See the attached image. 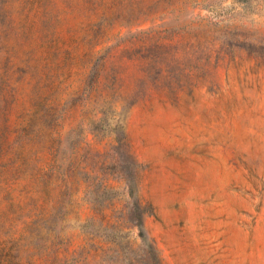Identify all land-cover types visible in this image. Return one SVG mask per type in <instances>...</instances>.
Returning <instances> with one entry per match:
<instances>
[{"label": "rangeland", "instance_id": "1", "mask_svg": "<svg viewBox=\"0 0 264 264\" xmlns=\"http://www.w3.org/2000/svg\"><path fill=\"white\" fill-rule=\"evenodd\" d=\"M159 260L264 264V0H0V264Z\"/></svg>", "mask_w": 264, "mask_h": 264}, {"label": "trees", "instance_id": "2", "mask_svg": "<svg viewBox=\"0 0 264 264\" xmlns=\"http://www.w3.org/2000/svg\"><path fill=\"white\" fill-rule=\"evenodd\" d=\"M137 220H138V221H137V222H138V224L142 226V225H143V221H144V216H143V217H141V219L139 218V219H137ZM157 264H161V263H160V260L158 261V263H157Z\"/></svg>", "mask_w": 264, "mask_h": 264}]
</instances>
